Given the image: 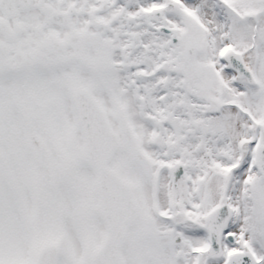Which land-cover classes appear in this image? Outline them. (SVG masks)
<instances>
[{
  "label": "snow or ice",
  "instance_id": "1",
  "mask_svg": "<svg viewBox=\"0 0 264 264\" xmlns=\"http://www.w3.org/2000/svg\"><path fill=\"white\" fill-rule=\"evenodd\" d=\"M0 264H264V0H0Z\"/></svg>",
  "mask_w": 264,
  "mask_h": 264
}]
</instances>
